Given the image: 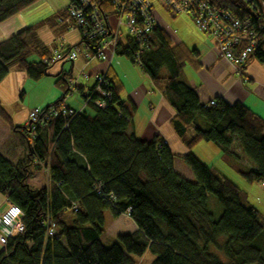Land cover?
<instances>
[{"label":"trees","instance_id":"trees-1","mask_svg":"<svg viewBox=\"0 0 264 264\" xmlns=\"http://www.w3.org/2000/svg\"><path fill=\"white\" fill-rule=\"evenodd\" d=\"M35 1L0 0V22ZM209 1L236 18L251 17L253 25L261 21V9L248 0ZM259 1L253 0L257 6ZM100 9L103 15L113 10L106 2ZM66 15L65 6L0 41V82L10 69L26 72L32 80L49 75L53 63L43 58L51 50L37 31L44 25L54 27L57 20L64 23ZM62 27L69 28L68 22ZM256 41L242 69L251 59L264 64V26ZM116 47L115 55L137 63L172 107L170 127L186 148L176 156L191 170L193 180L173 169L175 154L158 135L143 139L132 131L131 112L120 99L121 85L110 65L105 69L111 99L102 108L92 99L98 93L84 102L95 80L86 89L71 90L70 69L57 72L53 82L62 93L50 103L66 102L67 94L75 90L85 103L76 107L67 102L78 110L69 117H50L32 129L28 121L13 124L0 103L1 119L24 147L14 163L0 153V193L22 210L24 225L1 248L0 264H136L135 258L146 251L154 254L150 264H264L263 214L246 202V192L236 181L191 151L200 141L212 142L230 170L247 182L261 184L264 117L239 101L214 98L216 104L209 107L201 103L181 76L185 62L194 70L201 66L200 54L182 42L172 44L157 25L139 51V61L133 59L138 46L129 36ZM243 157L251 166L244 165ZM45 167L48 182L33 184V173H44ZM210 193L220 205L218 217L209 209ZM107 209L114 218L129 212L137 229L118 232L105 246L100 236L106 231ZM46 219L54 223L52 236L46 235Z\"/></svg>","mask_w":264,"mask_h":264},{"label":"crops","instance_id":"crops-1","mask_svg":"<svg viewBox=\"0 0 264 264\" xmlns=\"http://www.w3.org/2000/svg\"><path fill=\"white\" fill-rule=\"evenodd\" d=\"M33 4L24 7L21 11L12 14V16L3 19L0 22V41L13 35L15 32H18L25 26L33 24L38 20H43L44 17L65 9V7L55 8L54 11L44 15V17L42 16V18L37 15L32 17L25 13L27 12V9H31L30 7H32ZM56 23L57 24L54 27L44 25L38 28V37L41 39L44 47H53L57 43H62L66 46H71L77 43L80 39L78 30L63 28V24H66L67 21L62 23L57 20ZM155 24L159 28H163L156 22V20ZM166 33L169 34L167 31ZM169 36L172 44L176 42L186 44L185 41H175L172 39L170 34ZM207 38L210 39V41L209 39L206 40V44L208 45L201 46L195 44L194 46H190L189 44H186L190 48L197 49L198 54H200L199 61L201 66L196 70L191 67L192 73L185 74L182 72L181 76L183 80L194 88L201 103L208 101L210 98H220L227 103L239 101L247 105L256 114L264 117V64L256 61L255 59H251L245 65L243 75H237L229 63H226L220 58L212 39L209 36ZM121 56H113L109 68H111L112 74L121 85L122 92L120 93V99L125 100L124 105L131 112L130 121L132 131L138 137L143 139H150L158 135L166 142L170 151L175 154L172 161L173 169L189 181L193 180V173L191 170L184 164V162H182L180 157L176 156L186 152V148L184 144L177 139L170 127L169 120L174 113L172 107L166 98L163 97L160 89L151 80V78L145 72V76H143V78L137 76V72L134 70V67H131L128 63L129 59H125L126 57L123 55ZM66 64H68L67 67ZM106 67L107 63L105 61L92 59L89 60V62H86L84 59L78 57L76 60L67 59L66 61L64 59L57 61L50 65L47 71L49 75L53 77V75L57 74V72H68L70 69L71 72L67 77L71 76L72 80L76 82L78 87L81 86L83 89H86L94 82L93 76L101 71H104ZM82 72H87L86 74L89 77L87 79L84 77L82 78ZM61 93L62 92L59 90L56 91L53 99L50 101L57 99ZM7 100L8 94L5 96L0 94V103L8 113L9 109L7 108L10 107V105ZM130 106L134 107V111L130 110ZM25 115L24 124H27L28 115L27 113ZM12 122L15 124L13 120ZM23 151L24 147L18 137L11 132L10 126H8V124L0 117V153L2 156L14 163ZM238 152L242 156L239 150ZM193 153L199 157L196 152L193 151ZM220 162L223 163L222 160H220ZM243 163L246 166H251V163L244 157ZM212 164L218 166L217 164ZM42 173V170L35 171L30 178L31 182L37 186L43 185L45 182L42 183L40 179L43 175ZM238 177L239 179L234 181H236L240 188L246 192V202L254 207H257L264 216V188L259 182L255 181L250 183L243 180L239 175ZM255 183L258 184V189L263 190L262 192L255 188L257 187ZM7 202L6 197L0 193V211L5 207ZM120 215L114 218L109 213L108 217L110 218V223L108 224V227L111 225L112 229L115 228L119 222L117 218ZM128 226L131 228L129 231L137 229L131 218L128 221ZM118 232L116 234H118ZM1 248L3 247L0 244V250Z\"/></svg>","mask_w":264,"mask_h":264},{"label":"built area","instance_id":"built-area-1","mask_svg":"<svg viewBox=\"0 0 264 264\" xmlns=\"http://www.w3.org/2000/svg\"><path fill=\"white\" fill-rule=\"evenodd\" d=\"M152 0H67L66 21L70 29L79 31L77 43L64 47L62 43L50 47V55L43 58L47 64L61 60H76L78 57L89 60L97 59L110 65L115 55L116 45L124 36L132 38L138 51L133 55L135 61H139V51L146 46L149 34L155 27V17L152 13ZM168 8L170 12L179 14L185 12L195 23L197 28L207 34L215 43L216 51L220 58L233 68L235 74L243 75L241 65L244 64L250 51L256 44L257 35L264 26V0H260L258 6L253 0H248L252 7L261 9L262 18L253 25V19L236 18L229 10H225L209 0H157ZM106 2L112 6V11L102 14L100 3ZM107 69L93 76L95 84L93 89L85 94L84 102L92 98V94H99L92 98L94 104L102 108L111 99L109 79L106 76ZM84 78L89 76L82 72ZM71 90L77 86L71 79ZM86 100V101H85ZM85 104V103H83ZM216 99L210 98L204 103L206 107L215 105ZM82 107V106H81ZM78 112L68 106L65 100L50 103L44 107H34L27 112L28 125L36 129L50 117L59 115L64 118ZM67 126V121L64 123ZM48 181V168L44 170ZM264 186V179L261 182ZM0 212V244L5 247L9 237L20 233L24 228L21 217L12 214L13 209L18 208L11 202ZM128 213L125 215L128 216ZM46 235H54V223L46 219Z\"/></svg>","mask_w":264,"mask_h":264},{"label":"rangeland","instance_id":"rangeland-1","mask_svg":"<svg viewBox=\"0 0 264 264\" xmlns=\"http://www.w3.org/2000/svg\"><path fill=\"white\" fill-rule=\"evenodd\" d=\"M35 2H33L35 4L30 7L31 9H27V12L25 14H28L32 17L37 15L42 18V16L44 17V15H47L48 13H51V11H54L55 8L65 7L67 0H38ZM151 2L153 3L152 13L154 14L156 22L159 23V25L171 35L173 40L185 41V43L189 44L190 46H194L195 44L201 46L208 45L206 44V40L209 39L207 38L208 35L204 34L197 28L188 14L183 12L177 15H173V13L171 14L167 12L164 5L159 1L152 0ZM114 56L116 57L117 55ZM128 63L131 67H134V70L137 72V76L141 78L145 76L144 72H142L137 63L131 62L130 60H128ZM184 65L185 66L183 67L182 72H184L185 74L192 73L191 65L188 62H185ZM67 66L68 64H66V67ZM84 73L86 74L87 72ZM53 81L54 78L51 75L32 80L27 76L26 72L15 69H10L8 71V75L4 78L3 81L0 82V94L3 96L8 94L7 101L10 105V107L7 108L9 109L8 114L12 117V120L16 125L24 124L26 116L25 114L29 109L37 106L42 107L54 101L50 100L53 99L55 92L58 90L60 91V89L54 84ZM66 99V102L71 103L76 107H79L80 104L83 103L82 97L78 91L69 92L66 96ZM191 150L196 152V154H198L199 156L198 158L206 162L207 164H217L219 166L217 167L224 171L231 179L236 181L237 179H239L234 170H230L224 163L220 162V150L214 143L200 141L198 144L194 145ZM42 174L43 175L40 178L41 182L47 183L48 181L45 178V174ZM255 185H257V187L255 188L258 189V184L255 183ZM258 190L261 192L263 191L262 189ZM207 203L211 213L214 214L215 217H218L220 215V205L213 193H210L208 195ZM6 206L7 205H5V207ZM5 207L1 211H3ZM108 216L109 213L107 209L104 213L106 231L100 236V240L105 246L112 244V237L118 231L128 232L129 230H131V228L128 226V221L130 219L129 216L121 214L117 218V220H119L117 226L113 229L111 225L110 227H108V224L110 223V218ZM222 240H224V237ZM153 258L154 254L150 251H146L142 256L136 257L135 260L136 264H150Z\"/></svg>","mask_w":264,"mask_h":264},{"label":"clouds","instance_id":"clouds-1","mask_svg":"<svg viewBox=\"0 0 264 264\" xmlns=\"http://www.w3.org/2000/svg\"><path fill=\"white\" fill-rule=\"evenodd\" d=\"M12 214L15 215L16 217H19V216H22L23 215V212H22L21 209L15 208V209H13Z\"/></svg>","mask_w":264,"mask_h":264},{"label":"bare ground","instance_id":"bare-ground-1","mask_svg":"<svg viewBox=\"0 0 264 264\" xmlns=\"http://www.w3.org/2000/svg\"><path fill=\"white\" fill-rule=\"evenodd\" d=\"M222 237V236H221ZM221 237H219V238H221Z\"/></svg>","mask_w":264,"mask_h":264}]
</instances>
